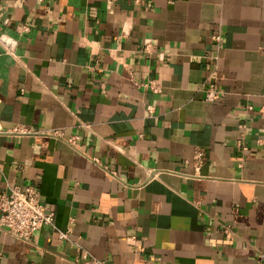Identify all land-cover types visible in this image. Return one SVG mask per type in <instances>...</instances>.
Returning a JSON list of instances; mask_svg holds the SVG:
<instances>
[{
	"label": "crops",
	"instance_id": "obj_1",
	"mask_svg": "<svg viewBox=\"0 0 264 264\" xmlns=\"http://www.w3.org/2000/svg\"><path fill=\"white\" fill-rule=\"evenodd\" d=\"M2 34L0 125L38 133L0 135V193L55 227L0 264H264V0H0Z\"/></svg>",
	"mask_w": 264,
	"mask_h": 264
},
{
	"label": "built area",
	"instance_id": "obj_2",
	"mask_svg": "<svg viewBox=\"0 0 264 264\" xmlns=\"http://www.w3.org/2000/svg\"><path fill=\"white\" fill-rule=\"evenodd\" d=\"M212 39L221 40L220 33L212 34ZM0 41L6 46L7 50H12L15 46V40L8 35H0ZM148 45L146 46V48ZM146 85L153 92L160 90L159 84L150 80ZM204 99L214 101L221 95V91L213 84H207L203 87ZM152 107L148 106L151 111ZM38 133L25 125L15 124L10 127H2L0 125V135H15L22 136L25 134ZM44 134L63 136V132L59 130L46 131ZM67 141L76 145V136L70 134ZM202 156L199 150L196 152V157ZM43 224L54 226V214L52 211H47L41 199L39 190L32 184L18 186L13 185L9 191L0 193V229L23 240H28L34 232ZM55 227V226H54ZM67 232L58 231V235L66 237ZM79 264H106L103 260L89 257L78 262Z\"/></svg>",
	"mask_w": 264,
	"mask_h": 264
}]
</instances>
